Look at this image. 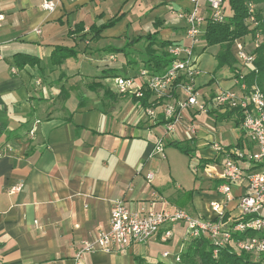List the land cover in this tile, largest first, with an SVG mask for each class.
<instances>
[{
  "label": "crops",
  "instance_id": "obj_1",
  "mask_svg": "<svg viewBox=\"0 0 264 264\" xmlns=\"http://www.w3.org/2000/svg\"><path fill=\"white\" fill-rule=\"evenodd\" d=\"M99 1L60 0L53 12H46L41 8L42 0H0L4 16L0 22V264H72L81 241L108 228L115 199L122 198L131 208L145 206L154 211L160 202L171 203L170 210H190L195 216H213L209 202L220 201L218 193L205 200L196 190L182 192L177 187L175 193L166 192L170 188L158 183L156 172L147 169L151 146L163 133L162 126L144 116L140 102L117 95L105 83L106 78L128 75L130 70L132 75L138 72L146 57H134V53L129 57L126 52L136 43L123 52L114 50L145 34L130 38L129 22L123 19L92 38L87 33L90 26L124 14L119 11L104 20L103 12L95 13ZM93 2L97 5L90 8ZM152 4L174 5L183 11L190 7L188 0H152ZM161 19L156 18L160 25ZM120 23L124 25L121 31ZM185 27L184 22L180 28L162 29L158 40L185 44ZM93 41L95 49H91ZM57 46L75 50L74 69L69 57L59 64L51 63ZM208 47L204 43L197 52L201 68V54ZM216 47L215 61L220 50ZM154 48L160 50L157 45ZM16 53L34 56L38 62L19 67L13 59ZM139 53L146 55L145 48ZM110 54L115 59L110 60ZM137 61L140 64L135 66ZM219 70L225 71L220 76L214 70L196 78L202 93L232 86V68ZM228 112L204 115L212 116L215 123L231 121L238 132L234 143L221 144L218 134L205 137L208 131L201 133L195 126V134L186 132L200 113L184 112L188 121L184 123L183 118L178 125L189 134V140L198 141L197 148L213 150L212 142L242 144L244 134L240 123L236 125L239 115ZM174 134L176 131L171 138L177 140ZM150 171L154 177L147 182ZM212 181L211 188L216 190L217 182ZM18 182H23L21 190L9 193ZM232 192L238 195L241 186L233 185ZM230 206L234 207V201L227 208ZM135 245L141 244L121 254H86L83 263L123 264L121 257H130L128 264H135V256H141H133Z\"/></svg>",
  "mask_w": 264,
  "mask_h": 264
},
{
  "label": "built area",
  "instance_id": "obj_2",
  "mask_svg": "<svg viewBox=\"0 0 264 264\" xmlns=\"http://www.w3.org/2000/svg\"><path fill=\"white\" fill-rule=\"evenodd\" d=\"M188 1L190 7L178 13L185 22L187 42L167 47L172 58L169 65L160 72H152L142 65L134 75L113 76L111 86L122 97L143 98L146 92L149 93L147 104L141 105L143 114L153 123L161 122L159 125L163 127V133L151 146L150 158H165V137L174 133L184 112L208 114L231 109L238 113L244 142L228 146L212 142L215 152L212 168L206 170L208 165L202 168V172L217 182L220 201L209 202L213 216H195L179 208L154 211L145 206L131 208L122 198L112 200L108 228L81 241L72 256V264H84L83 258L89 253H125L132 245L146 244L153 238L167 242L179 222L186 224L185 237L191 240L206 237L215 245L228 244L254 258L264 259V93L255 82L247 80L255 56L247 50L242 37L235 39L231 45L234 58L232 86L219 87L211 94L202 93L196 85V78L204 71L195 47L202 39L209 20L224 21V0ZM59 2L42 0L41 8L53 12ZM3 18L0 14V22ZM35 31L39 32V29ZM257 39L258 36L255 43ZM109 59H115L114 55L110 54ZM186 132L195 134L192 122L187 125ZM153 177L154 172H148L147 182H151ZM235 184L241 186V192L236 196L232 192ZM22 187L23 182H18L8 192L16 193ZM232 201L234 207L229 210L227 205ZM247 232L254 234L235 237ZM180 252L173 255L176 263L180 262ZM213 254L216 255L215 249ZM162 256L168 257L169 253L165 251Z\"/></svg>",
  "mask_w": 264,
  "mask_h": 264
},
{
  "label": "rangeland",
  "instance_id": "obj_3",
  "mask_svg": "<svg viewBox=\"0 0 264 264\" xmlns=\"http://www.w3.org/2000/svg\"><path fill=\"white\" fill-rule=\"evenodd\" d=\"M185 1L187 2V0ZM97 3L100 5V7L98 8L99 10H97L95 13L103 12L104 20L114 16L115 13L119 11L124 13L120 15V19L116 23L121 22L123 19L129 22V30L127 32V35L130 38L132 35L147 34L148 32H152L154 30H157V34L159 35L162 29L170 28L171 26L180 28L182 25H184V21L178 18V13L182 12L183 9L177 8L174 5L165 8L163 7V5H153L152 0H128V2H125L124 0H100ZM97 3L93 2L88 6L90 8H93L94 5H97ZM255 6L261 8L264 14V1L255 3ZM157 17L162 18V25L158 24V22L156 21ZM121 24L122 23H120L119 26H121ZM123 26L124 25L119 28V31L124 28ZM165 37L168 38L167 35ZM243 39L245 40V43H247V50L251 53L252 50L260 42L258 41L257 45H255L253 40H249L247 37H244ZM96 45V41H93L91 43V49H95ZM203 45L204 43L201 39L195 47L196 53L201 49ZM144 46V41L136 43L134 46L128 48V51H126L128 52L127 56L131 57L132 53H134V57L136 56L144 58L145 55L139 53L140 51H143ZM216 46L218 45L208 47L206 51L201 54V63L204 66V68L202 69L205 75L212 74V72H214L215 70V74H217V76H220L225 71H217L222 67H218L217 60L215 61L214 54L216 53ZM118 54L117 57L121 59L122 55ZM69 58L71 67L72 69H74L76 67V60L72 59L74 58V56H71ZM136 59L138 60V58ZM119 61L120 60L118 59V62ZM138 64H140L139 61L135 63V66H137ZM113 65L117 66L118 63ZM128 75H132L131 70L128 72ZM105 83L108 85H112V78H106ZM183 118L184 123L188 121L186 113L183 114ZM214 123L215 122L213 121L212 116L201 114L196 119V124L194 126L201 133H204L203 129L207 130L208 134H206L205 137L209 136L211 138H214V136L218 134L221 144L226 142H235L238 132L234 128V125L231 121L220 123L218 122L215 124ZM175 127V131L177 134H174V136H176L175 138L178 141H182V145L188 146L189 152H181L175 145L168 144V141L172 140L171 135L169 134L165 137V140L167 141L164 149L165 158H159L157 156L150 158L147 169L156 172L158 183L164 185L165 188H170L168 190L165 189L166 192L170 190V192L175 193L176 188L178 187V189H180V191L182 192L196 190L197 192L204 194L205 200L208 199L209 196H217L216 190L211 188L213 184L212 179L206 177V173L202 172L203 167H201L199 164V159L201 157H210V155H214L215 153L213 152V150L208 148V146H205L204 149L197 148L198 143L196 142L198 141L189 140L190 136L184 131L183 126L177 124ZM211 166L212 163L208 164V167H205L206 170L207 168L211 169ZM217 169L219 171V168ZM165 194L166 193L163 192V195ZM155 206L156 211H162V209L170 210L172 204H163L160 202ZM229 210H231V206ZM186 212L188 214L191 213L190 210H186ZM185 233L186 224H182V222H179L172 229L171 236L167 242H158L155 239H151L146 244L135 245L133 247V256L139 254L147 263L150 264H154L157 261H162L166 264H178L175 262L173 255L179 253L181 250H185L191 243V239L188 236L185 237ZM165 251L169 253L168 257L162 256L163 252ZM129 258L130 257H121L123 264H128ZM195 261L197 263L199 262L197 257L195 258Z\"/></svg>",
  "mask_w": 264,
  "mask_h": 264
},
{
  "label": "trees",
  "instance_id": "obj_4",
  "mask_svg": "<svg viewBox=\"0 0 264 264\" xmlns=\"http://www.w3.org/2000/svg\"><path fill=\"white\" fill-rule=\"evenodd\" d=\"M264 0H224L225 18L223 22L208 21L204 28L202 40L207 46L218 45L219 52L216 55L217 66H227L232 68L234 64L233 52L231 50L232 42L237 38H248L253 40L258 36L257 42L259 44L252 50L255 56L253 69L247 75L248 82H255L261 91L264 93V14L261 8L256 7L255 3ZM120 15L112 17L106 23L100 26H90L87 33L92 35V38H97L102 30L112 27L118 20ZM157 25V24H156ZM82 30V29H81ZM144 41L145 45V59L143 61L144 67L152 72H160L172 61L167 47L173 43L170 41L158 40L157 30L149 32L145 35H140L132 38L126 42L121 48L114 51L123 52L129 46L134 45L139 41ZM247 46V43H245ZM157 45L156 50L154 46ZM75 50L73 48L57 46L52 50L51 63L56 65L62 60L74 56ZM14 62L19 66L26 64H35L38 58L24 53H16L13 55ZM113 70V69H111ZM149 93L146 92L143 98L131 97L135 102H140L141 105H146L149 98ZM234 110H229L232 113ZM230 115V114H229ZM161 122L157 123L159 125ZM240 117L236 125H239ZM182 141L171 140L168 144L175 145L181 152L188 153L189 147L181 144ZM237 145H240L237 143ZM213 159H200L199 164L203 167L212 163ZM253 232L245 234H238L236 238H243L246 235H252ZM216 250V255L213 250ZM198 258L199 262L195 261ZM135 264H150L147 263L141 256H135ZM154 264H166L162 261H157ZM178 264H264V259L252 257L250 254L238 251L233 246L215 245L206 237H199L191 240L189 246L180 252V262Z\"/></svg>",
  "mask_w": 264,
  "mask_h": 264
}]
</instances>
